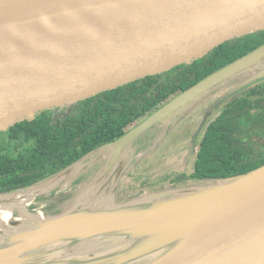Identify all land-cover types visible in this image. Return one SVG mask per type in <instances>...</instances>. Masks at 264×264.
I'll return each mask as SVG.
<instances>
[{"label":"water","instance_id":"95a60500","mask_svg":"<svg viewBox=\"0 0 264 264\" xmlns=\"http://www.w3.org/2000/svg\"><path fill=\"white\" fill-rule=\"evenodd\" d=\"M0 16H10L0 25V131H6L263 32L264 0H0ZM258 65L264 71V47L99 149L102 157L114 151L96 174L98 192H87V184L71 194L75 177L64 181L83 158L48 183L0 195V264H264V166L234 179L103 199L108 186L114 192L130 175L128 162L133 171L148 156L132 157L129 150L143 134L162 125L166 135L180 118L176 111ZM263 78L250 79L217 105ZM55 192L69 198L47 210L38 200ZM21 203L30 218L21 216Z\"/></svg>","mask_w":264,"mask_h":264},{"label":"trees","instance_id":"16d2710c","mask_svg":"<svg viewBox=\"0 0 264 264\" xmlns=\"http://www.w3.org/2000/svg\"><path fill=\"white\" fill-rule=\"evenodd\" d=\"M262 47L264 31L226 42L191 64L138 79L71 108L45 111L0 131V195L34 186L116 142L181 93ZM228 143L204 141L189 179L229 180L264 166L263 159L251 157L246 166L229 165L237 160ZM229 166L232 170L224 172Z\"/></svg>","mask_w":264,"mask_h":264},{"label":"flooded vegetation","instance_id":"af4514ba","mask_svg":"<svg viewBox=\"0 0 264 264\" xmlns=\"http://www.w3.org/2000/svg\"><path fill=\"white\" fill-rule=\"evenodd\" d=\"M235 40L237 39L228 42ZM259 66L258 69L256 68L257 66L253 67L256 69L252 71L254 74L251 71H246L247 73L251 72V74H245V72L237 74L196 100H200L196 104L198 108L194 112L190 111L185 115L184 124L189 123L188 126L192 127L190 135H186L183 138L186 141L179 146L175 154L169 156L180 159V166L166 169L165 173H163L164 176L160 178H155L154 180L152 177L145 179L142 182L145 187H157V189H160L158 187L172 188L197 182L189 179V176L195 173L196 162L201 153V145L207 139L229 142L230 148L234 149L233 158L237 160L236 162L228 163L229 165H235V167L239 165L246 166L249 162L248 157H251L253 161L264 160V78L237 93L222 105H217L226 94L254 77L263 76L264 71H260ZM252 75L253 77L250 78ZM194 103H190L183 107L182 110L176 111L174 116L182 111L185 112ZM160 126L162 127V125H155L149 130L161 128ZM211 129H213V134L208 135ZM175 131V129H171L170 133L167 132L168 135L166 133L167 142H170L169 139ZM136 169L139 170V167ZM231 170L232 167L229 166L224 172H230ZM81 180H74L72 187L76 188L79 186ZM68 198L66 193H61L57 196L53 193L40 201L46 202L47 205L50 201V205L56 207L58 203L64 202Z\"/></svg>","mask_w":264,"mask_h":264},{"label":"rangeland","instance_id":"374dc122","mask_svg":"<svg viewBox=\"0 0 264 264\" xmlns=\"http://www.w3.org/2000/svg\"><path fill=\"white\" fill-rule=\"evenodd\" d=\"M200 100L196 101L193 105H191L185 112L182 111L180 114L176 115L178 117H180L175 124L172 125V129L176 130L174 132V134L171 136V138L169 139L170 142H167L166 138L168 133H170V131L167 133V135H163V129L162 128H154L151 129L149 131H147L145 134H143L141 136V138L136 141V143L134 145H132L129 150L131 152H134L133 156H136V158H139L140 156H143L144 152H148V156L145 157L143 160H141L138 165L137 168L138 169H134L132 171V160L130 162H128L125 167L130 168L128 170V173H130V175L128 176H123V179L120 181V183H118L116 189L114 190V192L112 191L114 188V186H108L106 188L105 191H103V196L105 200H107L109 197H117L119 200H125L126 198L130 199L132 197H142L146 192H154L157 190H164L167 189L168 187L162 188V187H158L160 189H157V187L155 188H150V187H145L142 183L144 182L145 179H149V178H153V180L155 178H160L162 176H164L163 173H165L164 171H166V169L168 168H175L177 166H180V159H176L175 157H169L171 154H175V152L178 150L179 146H181L186 139L183 140V138L186 135H190V131L192 129L191 126H188L189 123H185L184 121L186 120V113L194 112V110H196L198 108V105H196ZM175 117V116H174ZM173 117V118H174ZM172 118V119H173ZM172 132V131H171ZM167 142V143H166ZM146 144V145H145ZM174 150V151H172ZM109 152H107V154H105L103 157L101 155V151H97L91 155L86 156L80 163H78L73 169H72V173H71V178H68L69 176H67L66 178H64V181H71L74 177V180H81V183L79 186H77L78 188H82L83 190V186H86L87 188V192H98L99 187L97 186H93L94 184H96L97 182H100V177L99 174H97L98 171H100L103 167H105L108 162H110V158L113 157V151L114 150H108ZM137 159H134V161ZM138 170V171H137ZM61 174V172H59L56 175ZM56 175L40 182L41 184H45L48 183L49 181H52L54 177H56ZM71 179V180H70ZM74 180L71 183V185L73 184ZM185 185H194V183H190V184H184V185H180L178 186V188H180L181 186H185ZM74 188L71 186V194H75V192L78 190V188ZM93 189V190H90ZM145 189V191H144ZM55 196L60 195L61 193H57L55 192ZM105 193L108 196H105ZM19 197V195H17ZM111 197V198H112ZM87 198V196H86ZM110 199V198H109ZM54 200V199H53ZM39 202H43L38 200ZM67 201V200H65ZM50 203V201H49ZM62 203L64 202H60L57 204V206L62 205ZM42 205L45 206V208H51L48 207L47 203L44 202V204L42 203ZM36 207L34 205H30V209H35ZM39 209V210H38ZM36 208V211H43V209L41 207ZM50 210V209H49ZM46 211V210H45ZM51 211V210H50ZM44 212V211H43ZM221 217V216H219ZM218 217L214 216V217H210L208 219L211 220H216ZM196 226L192 227L191 229L196 228Z\"/></svg>","mask_w":264,"mask_h":264},{"label":"bare ground","instance_id":"6f19581e","mask_svg":"<svg viewBox=\"0 0 264 264\" xmlns=\"http://www.w3.org/2000/svg\"><path fill=\"white\" fill-rule=\"evenodd\" d=\"M11 16H13V15H11ZM14 16H15V15H14ZM8 20H10V16H0V25H1L2 23H4V22L8 21ZM23 206H24V203L18 204V207H19V209L21 210V216H22L23 218H30V217L27 216L26 213L24 212V210H23ZM9 217H10V213H9L8 211L2 213V217H1L2 222H3V223H7Z\"/></svg>","mask_w":264,"mask_h":264}]
</instances>
